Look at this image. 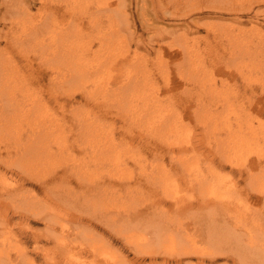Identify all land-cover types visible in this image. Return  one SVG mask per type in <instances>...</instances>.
<instances>
[{
  "label": "bare ground",
  "instance_id": "obj_1",
  "mask_svg": "<svg viewBox=\"0 0 264 264\" xmlns=\"http://www.w3.org/2000/svg\"><path fill=\"white\" fill-rule=\"evenodd\" d=\"M83 1H88V2H92L94 4H97V7H92V8L89 7V8H87V11L86 12H89V14H88V18H87V20L85 22L82 21V23H79V25H77L78 23H75L74 20L72 19L71 20V24L68 25L67 28H64L65 26H63L62 24L61 25L63 26L62 27L63 29L60 27V29L57 30L54 27L57 30V33L55 32L56 31L55 29L53 30L55 33L48 32V30L47 31H44V30L41 29L42 30L41 31V34H42L41 36L42 37L40 38V41L42 43L46 39H48L46 41L47 42L46 45H48L47 47H50V50H49V48L47 49V50H49V52L46 50V51H44L46 53L41 54L43 52L42 51L43 48H42L41 49L42 52H40V55H37L36 53L33 52V49L35 47H33V49H30L29 47H25L24 45H22V42L24 40H26V39H27V43H29L30 41H31V43L33 42L32 44H29V45H33V44H37L38 45V43L40 45V42L35 43V39H37L38 36L37 35L35 36L32 33L31 34L28 33V35L30 34L29 37L25 38L24 40L22 39L23 40L22 41V40L19 39L20 38L19 35L16 36V34H18V32H19V31L16 30L17 32L16 31H13V35L15 34V37H14L15 40L13 42L12 41H9L11 43L8 44L7 43V38L4 39V40H6L5 46L8 47V49H9V55L7 56V60H5L4 62H3L4 59L3 60L1 59L2 61L0 60V97H1L0 98V108H1L0 109V137H2V138L4 137L6 139V142H7V143H5V141H2V142H4L2 144V147H1V143L2 142L0 143V225L2 226V228H0V236L3 237V243L2 244L0 243V264H24V260H26V263L27 264H36V261H35L37 259L36 256H39L38 254H40V255L43 254V252L42 253L40 252L41 248L39 246H37V243H39L43 239H45L47 241L48 240L53 241L55 251L58 248L61 250L62 247H66V245L69 244L67 242V240H69V239H66V241L63 239L64 237L66 238V234H65V236L63 234V236H64L63 238H61V236H60V233H62L63 230H65V231L67 230V227L65 229V224L64 223H60L61 225H60L59 228H57L55 226V222H59V221H57V219H60V217H59L60 215L56 212V207L55 206L53 207V202H52V198H51V195H50L51 194V191H52V186H53L54 182L57 181L58 179H62V178H65L66 176H68V173H67L68 170H66V169H61L59 171H54L55 169L52 170L53 169L52 167H55V166H53L54 163H55V165L56 164H59V167H62L60 165V161H59L61 158H59V157H63V155L65 154L66 151L63 153V155L60 152L61 153L60 154L61 156H60L58 154L59 151L54 149L55 151H58L57 154L59 155V157H56L57 154L56 155L53 154V149L50 146V144H48L46 146H43L47 142V141L45 142L44 140L45 139L48 140L47 137L45 139H43L44 136H43V138H42V136H40V140L43 139V141L45 142L44 144H40V145H42L41 148L44 147L43 148V151L45 152V154L42 151H40V152L43 153V156L53 154L51 156H54L55 155L54 158L56 157V159H53V158H51V156L50 157L48 156V158L46 159L47 156L46 157H43L41 155L42 156V159L47 160V161L42 160L41 159V156L38 155V153H39L38 151L40 150L39 145H37L34 141L33 142L35 144H33L32 140H34V139L31 140V138L34 137L33 135H35L36 133H34L32 135V137H31V134L32 133L30 134V136H29L30 137V140H31V142H30V141H28L29 140L28 139L29 137L26 136L27 137L26 138V137H23L22 136V135H25L26 133L28 134L27 127L24 128V127L19 126L17 124V122H20L21 123L23 121L22 123L25 122L26 125H29L30 126L34 122V123L39 124L40 126L43 124L45 128H47V129L50 130V129H52V127L55 128V126H58L57 124H59L58 127H60V124L66 125V123L69 121L68 120L69 116L66 119L65 117H67V116L62 115V118L57 116V118H58L57 121L55 119L56 117L55 118L53 117V119H50V120L47 119L46 122H48L49 124H47L46 122L45 123H41L39 118L42 119L43 115L41 116L40 113H43L45 110L43 112H38L39 114L37 112L36 113L34 112V110L38 108L37 103H40L41 102V100H40L39 97H38L39 100H37L38 99L37 98V99H35V102H34L37 105V108L36 107L34 108L35 105L34 106L32 105L33 106L32 108H34L32 110V112L35 113L34 115L37 114L35 117H32L33 115L31 116L32 113L30 112L31 110H29L31 108L30 107H27V105L30 104L29 102L34 101L33 100L34 99V96H33V98H31L32 96H30L31 95L30 94L28 96L30 98H27V97H25L24 91L28 90V88H30V87H33L34 84H36V81H35L36 79H41V78L48 77V78H50L49 80H51V78H54V76H55L54 75V72H55V74H57L59 76L58 78L60 80V83H57V81L55 79H53V82H51V81L50 82L51 83H54V84L51 85L52 88L49 87L50 89H52L54 91L55 90H60V88H62V87H64V88L66 87V89H67V87L69 88L70 85H71V88H70V90H71L72 89V85H75V84L77 85L76 86L77 88L74 87V89H73V90L76 89L75 92H79L82 89V91H80L81 93L79 95H76V94L72 93L73 90L71 92L70 90L68 91L66 89L65 90L68 91V93L69 92H71V93L70 94H68V93L63 94L65 90H64V88H62L63 91H61V93L63 94V96L61 97V100H60L59 96L58 97L56 96L55 97V99H56L55 100V103L57 105H59L60 107L61 106L62 107L63 106H67V105L72 106V104L75 105L74 103H76L78 106L82 105V106L85 107V105H86L88 108H90V110L87 108L88 109V112H87L86 109L85 110L82 109L83 110L82 112H85L86 111L88 115L86 116V113H85V116L86 117L84 116L85 118H83L81 120H78L77 122L75 121L76 124H74L73 125V128H71L72 131H73V129H76V130H74V133H72L73 135L76 133L75 135L78 136V133H79L80 134V137L82 136L84 139L89 140L88 141L89 144H90V140H93V139L95 140V137L97 136V134L95 135V133H97L96 132V129H98V126H96V125H99L101 123V121H100L99 124L97 123L99 118L109 119V120H111V122L112 121H115L116 119H118L119 121L121 120V122L123 123L128 118L129 119H132V117L139 116L136 119L137 122H138V120H140L143 123H146L147 122L149 124V126L147 127V129H145L142 125H140L141 129L145 130V132H147L149 135L145 134L142 130L141 131H138L137 132L138 135H137V133L133 132V129H131L132 127H129V128H126V129H122V134L119 135V136H121L120 137V140L122 139V141H120V142L118 141V143H119L120 146L118 148H116V149L117 150L118 149H122V150L125 151V153L123 152V154L124 155L126 154V155H125V157H123V159H120V156H118L119 159H118L117 156L116 157L115 156L112 157L111 156L112 153L107 154L109 151H112L111 150L112 147H111V144L110 145L105 144L106 142L104 141V139H101V141L103 140V142H104L103 144L102 143H99L98 140H95L94 142L97 141L95 144L90 145V146H87L86 145L85 147H82V150H78V149H80V143L82 144V142H84V144L85 143L87 144V142H85L84 140L79 143V145L77 146V148H74V146L72 144L71 147L73 149H77L75 151L77 153V155H79V156L85 155V156H88L90 159L91 158L92 159L94 158L93 160L98 161L101 164H102V161L104 160L106 163L107 162L109 164L110 163H113L114 166L116 165L115 167H117V165L119 166V163H121L120 165H126L125 162H123L124 160L126 161V163H128L129 160H131L132 163L136 167H138V168H140V170H142L143 169L142 166L144 164V163H142V161H144V162L146 161L145 160V156L147 154L144 156L139 151L138 152H134V150L132 152L130 151V147L133 146L134 143L140 142L147 149H149L148 150L149 151L148 152L149 153L148 155H151L152 157L155 156V158H157V156H158L159 159L161 160V162H162V159L165 156H167L170 159V161L168 162L169 164H170V162L172 163L173 161H175L174 162V168L176 170L179 169V172H180L179 173L180 174L179 175V179H180V181L183 182V184H184V186H185V188L187 190H190L189 191L190 192V195L189 194H186V195H189V196H180L181 195L180 194L179 197H175L174 198V201L175 202H178L180 204L179 205V208L177 207L178 204H176L175 202L172 201L173 203L176 204V207H177V208H175V206H174V209H175L174 210L173 207H171L172 203L168 199V202H169L168 205L169 206L166 209H163V206L166 204V201H163L162 200L163 203H160L159 202V198H161V197L158 196L156 198V196L158 195V192L157 191L159 189L157 187L156 188L158 190L156 188H151L149 186L146 187V185L144 183L140 182V181H142V179L145 178V176H144L145 173H144V175H143L142 172H138L137 173V180H139V181L136 180L135 183H137V185L140 186V187L139 186L138 187L142 189L141 190L142 194H144V195L147 194L148 196H153L157 200L154 201V202H156L155 206L151 205L152 206V209L151 210H149L148 207H144V208H138L136 211H134V210L132 211V220H134V221H131V222H133V224H135V225H133L135 229L133 230L134 233H133L132 236L134 237V235H136V237H134V238H131L130 237L129 240H127L126 242L124 241V243L121 244V245H122L123 248H125L127 250H130L131 252L134 253V255H135V258L133 260L134 263H136V264H142V263L143 264H194V261H195L194 258H195L198 261L197 264H204L205 261H208L209 263H214V262L217 261V259L220 256H223L224 258H228L230 256V253H227V252H218L217 249L214 248V245L209 244V242H210V240L212 238V237L210 238V232H211V230H214V227L212 226L213 221L210 220L206 224H204V225H202L200 227L199 226V222L196 219L195 220L192 219L191 222L193 224H192V226L191 225L189 226V225H187L186 222H184L185 219L182 217L184 219L183 222H184V225H185V226H183V224H180V220L177 221L174 218V216H170L167 219V221L166 220H163V223H159V222L156 223L155 220H154V214H155L154 208L155 207L158 208L160 206L158 210H160L162 212L165 210L168 214L170 212H172V213L178 212V211H176L178 209H179V212L182 211L184 213L186 212V210L188 208H190V209L191 208H195L197 210H201V208L203 206L206 207V208H209V209L212 208V206H214V208L216 209V205H222V202H219L221 200H219V201H212L211 198L205 197V196H201L200 198H196L195 192L197 191V189H199L200 187L204 186V185H201L204 182H206V184H209L211 181H220V182L225 181L227 186H230V184H231L233 188L231 190H228V191L225 192L226 199L231 198L230 193H232V192L237 193L238 190H237L236 185L238 183V180L233 175L236 172V173H238L237 177H240L244 168H240L238 166V161L236 159H233V157L231 159L228 155H226L225 153H227V152H225V153L222 152V150H221L222 147L220 146V144L222 143V140L224 138H227V136H231L232 134L230 135V132H228V133L226 132L225 135H222L220 133H217L216 130L218 128H216V126L213 127L211 125L213 121L209 120V122H208V119H209L208 116L211 114V113H209L208 116L206 115L208 118L205 116V118L207 120L204 119V117H203V119L205 121L199 122V125L201 126V128H200L201 135H200L199 138L195 137V134H192V132L190 133V135H188V137L183 138V139L181 137H180L181 139H179V137L177 139L176 138L177 136L176 137H173V138L170 137L171 135H175V133L177 131H180V128H179L178 125H179V123H181V120L184 117V110H187L188 107L191 108L193 106H197L196 107L197 109L202 110L203 109V106H201L200 103L202 102L203 99L205 100V98L203 96H200L201 98H199V94L198 93H196V92H194V93L192 92L191 93L190 92V94H187V95L186 94L185 95L182 94L183 96H178L179 99L177 98L176 99L177 101H176L175 100V96L172 95V94H174L171 91L173 89H171V90L169 89L171 91V95L174 97V100L172 99V100H170L171 101L170 102V101H166L164 99L165 100L164 102L165 103L168 102V109L169 108H171V109H169V110L168 109L163 110L164 107H162V109L160 110V109H158V108L161 107V104H162V103H160L161 101L158 98L160 96H158L157 98H155V96H154L155 99L154 98H152V99L151 98H148L147 99V98H145V95H143L144 93L142 94V92H135L136 89L134 90V88L133 87L130 88V86H134L133 84L135 83V88L137 87L136 86V81L138 82L137 79H139V75H137V73L138 72L140 73L141 70L135 72L134 69H129V70L127 69L126 70V73L123 74L124 76L122 74H120L121 67L123 65H125V64L127 65L126 62L129 60V57H128L127 54H128V51H129L130 44L131 43H134L135 45L138 44L140 47H143L145 45L143 43V41H140V37L138 38L134 34V24H135L134 23V20H133L134 18H133V15L130 14V12L127 11L128 8H130V6L132 5L130 3L131 1L128 0L129 1V4H126L125 3L126 1L123 0L122 2H120L118 4L112 3V4H109L107 6H102V4H101V6H99L98 1H96V0H83ZM157 1H158L159 9L163 13L166 12V7L164 6V0H157ZM169 1H171V0H169ZM208 1H209L208 6H206V5L202 6L201 3H200L201 2L200 0H174V3H175L174 7H175V10H176L175 16L179 14V15L185 17V16L189 15L190 12L192 13V12H194L196 10H197V12L198 11H202V10H205V8L209 9V11L210 10L216 11V9H218V8H220V10H221V8H222V10L224 9V10H227V11H237V12H245V13H248V11H252L254 13L253 18L252 19H249L251 23H249L247 21H244L243 18H241V17L240 18L243 21H241L239 19H231V20H234L235 23L234 22L233 23L230 22L229 25H231V27H229V28L226 27V28H228L230 30V32H229L228 30H222V28H221L222 26L218 25V26H220V27H218L212 21L209 22V23H208V21H204L203 23H199V19L193 18V21L190 20V21L184 23V26L185 27L184 28L182 27L183 28V31L181 32V35H177V37L178 38H181V40H179L178 38H176L175 35L172 37L173 38L172 40L174 42L173 43V42H170V39L169 38H166V32H164V34L161 33V32H156V29L157 28L154 26V24H156V23L158 24L160 21L158 20V18H156L157 15H156L155 10H153L154 7H153V4H152V12H153L152 16L145 17V16H141V13H139V14H140L141 23L144 25V27H145L144 29H145V31L147 30V33H148L147 34V38H146V39H148V41H147V44L145 46L146 47H149L150 50H152V51L156 52V54L160 55L158 61H160L162 59V57H163V56H161V55H163L162 54V46H161V44H164V43L167 46H169V44L171 45V43L173 44V46H169L168 47V51H169L168 54L170 56H172L174 54L173 53V51H174L176 53V56H180L181 57L180 60H178V61L175 62V64H176L175 67L177 65L181 64L182 63V60H184L186 58L185 57V54L183 52H185L187 50V48H189L191 45H195V44H199L200 45V46L197 47L196 51H199L201 49V44L200 43H203L205 45V47H209L210 49H213L216 45L217 46L218 45H220V46L226 45V47H228L227 44H229L230 46H231V44H233L232 46H233V49H234V45H235L236 42H242V38H241V36H239V33H238L240 31L239 29L242 28V30H244L243 29L244 27L241 26V25H243V24H241V22H244V24H245V22H247L248 24H250L249 28H247V29L244 30L245 32H243V31H242L243 33L241 32V34L243 35L246 43L248 41L249 35L251 37H254L255 36V38H256L254 42H250V47H252L250 49L253 50V54H254L255 51L259 52V50H261L263 48L262 45H260L261 40L263 41V39L260 40V38H261L260 33L262 32L261 30L264 27V23L259 22V19H258V13H260L261 11H263V9H261L259 6L257 8H254L253 5H254V3H256V4H261L262 3L263 4L264 3V0H247V1L245 0L243 2L242 1H239V0H235L236 1L235 2L233 0L235 3H233L232 0L231 1L228 0V1H230V4L228 2H226V3L229 4V5L219 4V3H221L220 0H217V1L216 0H208ZM221 1H222V3L224 2V0H221ZM18 3L20 4L21 3V0ZM25 3H26V1L25 2L22 1V4L21 5L22 6H25L26 5ZM134 3H135V11H136V6H137V3H138L137 0H135ZM146 3H145V5H146ZM19 4H17V5H19ZM143 4H140V5L143 6ZM15 5H13V6H15ZM57 5H61V4H57ZM200 5L202 7L199 8ZM222 5H224L225 7L222 6ZM174 7H172V8H174ZM15 8L16 9L18 8L20 10V6L15 7ZM69 8H70V4L64 5L63 10L62 9L60 10V7L59 6H57V7L55 6V8L52 9V13H53V10L54 9H55L54 11H61L62 13H66L64 11H67V13H68V12H70L69 11ZM141 8H143V7H141ZM192 10H194V11H192ZM21 11H20V14H21ZM25 11H26V8H25ZM26 12L23 11V13H26ZM95 12L96 13L97 12H101V13L102 12H105L106 14L100 15L101 13L95 14ZM136 12H139V7L138 6H137V11ZM55 13H58V12H54V14ZM92 13H94V14H92ZM166 13L170 14L168 10H167ZM29 15H30V13H29ZM8 18H10V17H8ZM62 18H64V17H62ZM220 18L221 17H219L218 19H220ZM54 19H55V17H54ZM45 20H46L45 18H42L39 24L40 25L43 24V22ZM16 21H17V19H16ZM20 21H17V22H20ZM22 21H25V19L22 20ZM66 21L64 20V22H66ZM50 22H53V21H50ZM59 22L60 21H58V23ZM119 22H121L123 24L122 29L124 30V32H123L122 35H120V29H118ZM190 23L194 24L196 26V28H193L192 29V27L189 25ZM224 23H225V21H224ZM226 23L228 24L227 21H226ZM84 24H86L85 27H87L89 30L94 29L93 30V35H90L89 32L87 33L86 36H84V33L81 34L82 36L79 35V33H81V31H84V29L82 28L84 26ZM227 24H225V26ZM56 25H58V24H56ZM13 26H14V24H13ZM131 26H132L133 29H130ZM201 28H204L205 31H207V33L200 40V38L195 37V35H193V32L194 33L195 32H198ZM220 28H221V30H220ZM226 28H224V29H226ZM81 29H83V30H81ZM236 29L238 31H236ZM64 30H65V32H63ZM176 30H177V28H176ZM168 31H169V29H168ZM27 32H29V31H27ZM33 32H35V31H33ZM84 32H86V31H84ZM246 32H248V34ZM178 33H179V31H178ZM155 34H156V37L154 38ZM244 34H245V36H244ZM20 35H22V34L20 33ZM43 35H46V36H43ZM22 37H23V35H22ZM121 37H123V38L126 37V39L124 38L125 41L122 40L120 42V41L117 40L118 42H115L116 38L117 39H120ZM251 37H249V39ZM182 38H184L187 41L182 40ZM155 40H161V42L160 43L153 44L152 42L155 41ZM17 41L20 43V45H19V43ZM245 41L243 40V42H245ZM93 42H96V44H97L96 48H93V46L95 44ZM119 42H120V44H119L120 47H121V45H123V47H124L123 49H125L126 47H127V49H126L125 52L119 51L120 52L119 53L120 55L118 54V56H116L115 53H117V52H115L114 50L113 51H111V50L113 49V47L115 48V46ZM124 42H125V44H124ZM180 42H183V43H180ZM24 44H25V42H24ZM39 45H38V47H39ZM241 45H243V44H241ZM135 48H137V47H135ZM244 48H246V47L244 46ZM39 49H40V47H39ZM39 49H37V50H39ZM231 49H232V47H231ZM37 50H35V51L37 52ZM200 51L203 52V53L202 54L199 53L198 56L201 57V60L206 59L207 58L206 57L207 54H205V53L208 52V51L204 47ZM238 51H240V50L238 49ZM262 51H263V49H262ZM28 52H30V53H28ZM134 52L135 51H133L132 54ZM142 52L143 51H141V53ZM235 52H237V51H235ZM101 53H104L103 55H105V58L102 59V60H101V58H102L103 55ZM145 54H147V53L145 52ZM86 55H87V60L83 61V58L86 57ZM148 55H150V54H148ZM233 55H235V54H233ZM246 55L248 56V58L252 56V54L250 53V51H247V54ZM262 55L263 56L261 58L263 59L264 58V53ZM134 56L135 57L139 56V58H141V56L143 57L142 54H140V55L139 54L138 55L136 54ZM147 56H146V58L148 59L149 56L148 57ZM152 56L153 55H151V57ZM165 56H167V55H165ZM253 56L255 57V55H253ZM257 56H258V54H257ZM18 57H20L19 60L17 59ZM254 57H253V60L255 58H258L259 59L260 56L259 57H255V58ZM134 58L133 59L131 58V59L134 60ZM163 58H165V57H163ZM213 58H214V56L211 57L210 59L207 58L209 60V62H210V65H212V66L202 64L201 65L202 66L201 68H203V70H205L206 72L207 71L214 72V70H217V72L220 73V71H222V70L221 69L218 70L217 69L218 66L215 65L216 63L215 64L212 63L213 62L212 61ZM94 59L96 60V62L97 61L98 62L97 63H93L92 61H94ZM147 59H145V60H147ZM176 59H178V58H176ZM135 60H136V58H135ZM140 60L141 59H139V61ZM142 60H144V59H142ZM260 60L261 59H259V61ZM38 61L42 65L44 63H46L47 66H49L51 68V70L49 72H47V70L45 68H43L41 66H38V65H34V62H38ZM154 61H157V60H154ZM170 61H172V60L165 59V61H164L165 65H164V69H163V72H162V73H164V75H166V73L170 75L171 72L170 71L169 72H166V70L167 69L168 70L173 69L172 67H170L171 65H168ZM248 61H249V59H248ZM89 62L92 63L93 65L91 66ZM141 62L142 61H140V64H141ZM146 62H148V61H146ZM225 62H227V61H225ZM2 63H7L8 64L9 71H7L8 68L5 69V67H1L2 66ZM101 63H103L102 66H101ZM98 64H100V65H98ZM143 64H145V62H143ZM143 64H141V66ZM146 64H149V62L146 63ZM263 64H264V62H263ZM62 66H64L66 69H65V72L62 71L61 72L62 74H60V72L58 73V69L62 68ZM136 66H135V68H136ZM152 66H155V65H152ZM179 66L181 67L182 65H179ZM138 67H140V66H138ZM145 67L143 69H146ZM263 67H264V65H263ZM101 68L105 72V74H103V75H106V78H109V79H107V82L108 83L106 82V84L108 85V84H112V82H115L116 87L118 89L117 88L106 89L107 88V85L106 86L104 85V87H106V88L103 91V85H102L103 82L101 80H94L97 77L96 76L97 73L99 74V72L101 71ZM150 68L152 69V67H149L148 69H150ZM234 68H237L238 69L237 66L236 67L234 66ZM232 69H233V66H232ZM133 70H134V72H132ZM136 70H138V69H136ZM156 70L157 71H160L158 68ZM248 70H250V69H248ZM121 71L123 72V70H121ZM174 72H176V71H174ZM229 72H231V70ZM240 73H242V72H240ZM262 73H264V70H263V72L260 73L261 75H264ZM142 74H141V76H142ZM144 74H147V73H144ZM152 74H153V72H152ZM100 75H101V73H100ZM103 75H102V77H103ZM147 75L149 76V72H148ZM153 76H155V75L153 74ZM151 77H149V78H151ZM231 77H232V75H231ZM103 78H105V76ZM97 79H99V75H98V78ZM163 80L165 81L164 78H163ZM116 81H118V83H116ZM132 81H133V84H132ZM146 81H147V83L150 82V83H148V85H150V88H154L155 87L151 83L150 80H146ZM152 81H153V78H152ZM184 81H185V79H184ZM262 81H263L262 84H260L261 85V88L259 89V96L263 99L264 98V80H262ZM55 82L57 84H59V85L55 84ZM170 82L171 81L166 82V83H168L166 86L169 87V84L171 85ZM143 83L144 82H142V84ZM147 83L145 82L144 84L146 85ZM249 84H250V82H249ZM55 85H57L56 86V89H54ZM79 85L81 86L80 88H78ZM124 87H125V89H124ZM108 88H109V86H108ZM122 88L124 90H126V91H133L130 94H128L127 97H125L126 99L124 98L129 104H126V107L125 108H124V106H120L121 109H122V107H123V109H126V112L128 114H126L125 111H124V113L117 112L118 110H121L119 108L116 111V113H114L113 111H111L110 108L109 109L107 108V110H104V109H106L104 107V105H103L104 109H102L103 108L102 107V103L104 101V99L102 98V94H107L108 93L107 95H109V94L114 95V98L113 97H110V98H113L115 100L116 99L115 94L118 95L117 96V98H118L119 97V94L118 93H120V90ZM138 88H139V86H138ZM216 88L217 87H215V89ZM31 89H33V88H30V90ZM145 89H147V88H145ZM155 89H153V90L155 91ZM181 89L182 88L180 87V90ZM215 89H212V90H215ZM90 90H96L97 93L96 92L93 93ZM210 90H211V88H210ZM88 91H90V92H88ZM117 91H118V93H117ZM182 91L183 90H181V93H184ZM252 91L253 92H256L257 90L253 88ZM26 92H28V91H26ZM30 92L31 91H29V93ZM50 92H52V91H50ZM242 92H244V91H242ZM55 93H56V91H55ZM61 93H59V94H61ZM84 93H88L89 95L88 96H85ZM27 95H28V93H27ZM177 95L178 94L176 93V96ZM77 96H78V98H77ZM109 96H107L108 97L107 100L110 99ZM104 97H105V95H104ZM211 97H212V95H211ZM27 99H29V102H28ZM232 99L233 98H231V100ZM119 100L120 99H118V101ZM36 101H37V103H36ZM120 101L117 102V103L121 104L122 101L121 102ZM105 102H104L105 105L109 103L106 100H105ZM113 102L114 101L112 100L111 101V105L115 104ZM178 103L183 106V108L181 109V112H179V113H178V110L176 109L178 106L175 105V104H178ZM40 105L42 106V103L39 104V106ZM109 105H110V103H109ZM109 105H108V107H109ZM111 105H110V107L113 108V106H111ZM44 106H45V104H44ZM44 106H42V107H44ZM259 106H260V104H259ZM73 107L75 108V106H72V109H73ZM118 107H119V105H118ZM172 107L177 110L176 113H178V114H175L174 109ZM156 108L158 110H155ZM196 108H194L195 109V112L198 111ZM72 109H71V113L75 110V109H73V110ZM76 109H78V108H76ZM101 109L104 110L105 112L103 111V113H102L101 112L102 111ZM116 109H117V107H116ZM113 110H114V108H113ZM219 110L217 109L216 110L217 112L215 110L214 111L216 113H219L220 114V112H218ZM241 110H244V109L241 108ZM260 110H261V107H259L258 108V111H256L255 113L256 114H260ZM262 111H264V99H263V105H262L261 112ZM45 112H47V111H45ZM45 112L43 113L44 114V117H45ZM99 112H101V113H99ZM160 112H162V113L160 114ZM195 112H194V114H195ZM209 112H211V111H209ZM80 113H81V110H80ZM221 114H220V117L222 116ZM38 115L41 116V117H39ZM48 115H50V116L49 117L47 115L46 116L48 118H50L51 115H54V114H49L48 113ZM129 115H130V117H129ZM211 115H212V118H214L215 115L213 116V113ZM223 115H226V113L223 114ZM239 115H241V114H239ZM72 116H73V114H72ZM170 117L172 118L173 122H170ZM220 117H218V118L219 119H222ZM32 118H33L34 121L31 120ZM212 118H210V119H212ZM54 119H55V121H54ZM251 119H252V117H251ZM157 122H159V123L156 125ZM257 123H258V126L256 125L255 128H256V130H259V132L257 131L258 133L256 132L259 135V137L253 136V137H255L253 139H255L257 141L256 144H259V143L263 144V145H259V146H261L262 150L264 151V136L261 135L260 128H259V126L260 127H264V121H262V122L261 121H257ZM110 124L111 125H109V126H112L115 123H110ZM248 125H249V123H248ZM67 126H62L61 128H59L60 131H61V133L58 134V135H60L63 138V139H60V141L62 140V142H64V138L66 137L65 134H67L65 132L67 130L64 131V129H67L66 128ZM102 126H104V125H102ZM105 126H106V124H105ZM122 126L123 125H121L120 127L123 128ZM250 126H251V130L252 129L254 130V128H252L253 126L252 125H250ZM63 127H64V129H62ZM69 127H72L71 124H70ZM69 127H68V129H69ZM240 127H242V126H240ZM56 129L57 128L52 129L51 131L54 132V130H55V133H57L56 132ZM59 129H57L58 132H59ZM71 129H70V131H71ZM105 129H106V127H105ZM28 130H31V129L28 128ZM38 130H40V129H38ZM62 130L65 132V134H63L64 132H62ZM83 130L85 131V133L82 132ZM112 130L115 131L114 129H112ZM150 130L153 131L154 133L153 132H150ZM240 130H241V128H240ZM42 131H44V130H42ZM104 131L105 130H103V133H104ZM109 131L110 130H108V132H106V136H107V133L109 135ZM113 131H111L110 136L113 135V134H115ZM158 131H163L164 136L167 135V137L165 136L166 137L165 139L163 138L164 140H162V142L160 143V145L156 143L157 141L156 142H153L152 140H154V139H150V137L151 138L156 137ZM252 131H250V132H252ZM61 134H63L64 137ZM88 134H90V135H88ZM236 134L237 133H235V135ZM246 134H247V132H246ZM51 135H49V136H51ZM56 135H55V137H54V135H52L54 137L53 139L56 138L55 140H57V136H58V135L57 136ZM91 135H93L92 136L93 138L92 137L91 138L89 137ZM94 135H95V137H94ZM37 136L35 138L36 140H37ZM60 136L58 137V139L60 138ZM77 136H70V138L73 137V139H75L74 140V142H75V141H78L76 139ZM98 137H100V136H98ZM162 137L163 136H161V138ZM196 138L198 139V141L196 140ZM234 138H236V137H234ZM246 138H247V136H246ZM8 139H10V140H8ZM38 139H39V136H38ZM65 139H67V138H65ZM96 139H98V138H96ZM157 139H159V138L157 137ZM23 140L24 141L27 140V141L24 142V143L23 142L21 143V141H23ZM72 140L70 142L71 143H74ZM105 140H107V139H105ZM232 140H233V138H232ZM238 140H240V139H238ZM60 141H57V142H60ZM111 141H113V140H111ZM115 141H116V138H115ZM115 141H113V142H115ZM205 141L208 144V146H206V145L204 146V144H201V143H204ZM116 142H115V144H116ZM234 142H237V141L236 140L235 141H229L228 145L230 146V144H232ZM238 142H240V141H238ZM40 143H41V141H40ZM76 143L77 142H75V144ZM92 143H93V141H92ZM226 143L227 142H225V144ZM242 143H244V142H242ZM242 143H240V144H242ZM59 144L60 143H58V145ZM65 144H68V141L67 142L65 141ZM228 145L227 144L224 145L223 148H225V146H228ZM232 145H234V144H232ZM236 145H234V148H235ZM61 148H62V145H61ZM232 148H233V146H232ZM147 149H146V152H147ZM225 149H227V147ZM239 149H240V145H239ZM228 150L230 151L231 149H228ZM255 150H256V148H255ZM63 151H64V149H63ZM136 151H137V149H136ZM3 152H4V154H3ZM235 152H237V151H235V149H234V150L231 151V153L228 152L227 154L230 153V155H233V153H235ZM67 153L68 152H66V154ZM118 154L120 155V153H118ZM208 154H210V157H208ZM251 154H249V155H251ZM67 155L69 156L70 154H67ZM67 155H66V157H67ZM121 155H122V152H121ZM72 156H74L73 157V159H74L75 158V155H72ZM110 156H111L112 159L109 158ZM107 158H109V160H107ZM5 159H6L5 163L7 162L8 159H11V160H8V161H13L14 160V163L12 162L13 165L12 166H11V164L10 165H6V164H9V163H6L5 164L4 162L1 164V162L3 160H5ZM48 159H50L52 162L49 161ZM79 159H78V162H77V160H76V162L80 164V162H81L82 159L81 160H79ZM53 160H55L56 162L55 161L53 162ZM153 160H155V159H153ZM61 161L63 162V160H61ZM165 161H167V159ZM50 162L53 163V164L51 165ZM62 162H61V164H62ZM82 162H84V161H82ZM85 162H87V161L85 160ZM161 162H158L157 164L158 165H162L163 163H161ZM132 163H131V165H132ZM247 163H248L247 166H245V169H246L245 170V173L247 174L246 175V178L249 177L250 180H253L254 183H255V179H258L257 176H261L260 173H262L261 171L264 170V161H262L261 156H260V153H259L257 155V158L255 160H253V161L250 158H247ZM79 164H78V168H79ZM88 164H86V165H88ZM101 164H100V166H101ZM157 164H154L155 165V169H157V171L160 172L163 166L162 167H159ZM225 164H228L227 166L231 167L232 169H233V166L234 167L236 166V167H235L234 170L230 169V171L228 170L226 172H223L224 168L226 167ZM62 165H64V164H62ZM67 165H69L68 164V161H67ZM91 165H90V167H91ZM144 166H145V164H144ZM164 166H165V162H164ZM169 166L168 167L166 166V168H168L167 171L169 170ZM59 167H58V169H59ZM75 167L77 168V166H75ZM158 167L161 168V169H159ZM174 168H173V170H174ZM89 169H91V168H88V170ZM146 169H147V167H146ZM171 169H172V165H171ZM143 170L145 171V169H143ZM153 170H154V167L152 166V173L150 175L154 174L153 173L154 172ZM75 171L77 172V169ZM81 171H83V169ZM72 172H73V169H72ZM76 172H73V173H76ZM79 172H77L78 175H79ZM113 172H114L113 174L116 173L115 171H113ZM163 172H165V170ZM39 173H41V174H39ZM105 173H107V172H105ZM108 173H109V176L112 175V174L110 175V172H108ZM148 173H150V172L148 171ZM81 174H83V173H81ZM102 174H103V172H102ZM131 174H132V171L125 177V180L126 181L128 179L130 180V175ZM229 174H231L232 176L229 175ZM116 175H117V173H116ZM69 176H70V174H69ZM114 176L115 175H113V177ZM120 176H122V175L120 174ZM124 176H122V177H124ZM160 176H161V174H160ZM162 176H164V174H162ZM173 176L176 177L175 175H173ZM131 177H134V175H131ZM71 178H74V177H71ZM115 178H117V177H115ZM120 179H123V178L120 177ZM131 179L133 180V178H131ZM78 180H81V179L78 178ZM89 180H91V179H89ZM118 180H119V176H118ZM258 180H260L261 183L259 185H257L256 188H255V190H253V191H256L257 198H259L261 201H264V176H261V178L258 179ZM90 182H92V181H90ZM168 182L170 183V185L173 182V179H172V177L170 175H166L165 179L163 180V183H168ZM177 182H178V179H177ZM71 183L73 184V182H71ZM83 183H84V181H83ZM103 183L104 184L102 185V187H105V186H113L112 185V182L111 181H108V180L107 181H104ZM174 183H176V182H174ZM64 184H65V181H64ZM77 184H79V183H77ZM80 184H82V183H80ZM67 185H66V187H67ZM89 185H90V183H89ZM87 186L84 183L83 186L82 185H79V186L76 187L77 190H78V192H80V194H82L86 198V200H82L81 201L82 202V205L79 206V208H83V210H85V209L87 210L88 208H91V205H89V203L98 206L97 204L94 203L95 202L94 200L99 196V193H94L95 194V197L94 196H90L89 192H90L91 189L90 188H87ZM171 186H174V185H171ZM30 187H37L40 191L42 190L43 191V196L42 197H38V196L34 195V193H33L34 191H33V189H30ZM63 188H64V186L62 187V189ZM131 188H132V186H131ZM105 189H104V191H105ZM99 190H101V189H99ZM128 190H130V189H128ZM176 190H177V187H176ZM31 191H33V192H31ZM65 191L66 190H64L63 195L66 194ZM160 191L162 193V189ZM183 191L186 193V190H183ZM98 192H100V191H98ZM106 192H107V190H106ZM165 193H166V190H165ZM169 193H172V191H170ZM173 194L174 193H172V195ZM169 196L171 197L170 194H169ZM59 197L60 196H58V198ZM61 197H64V196H61ZM66 198L65 199L63 198V199L66 200ZM134 198L135 197H133V199ZM186 198H187V200L188 199H192V201L189 200L190 202H188L187 205H186V201H187ZM201 198H202V200H201V202H199L197 199H201ZM195 200H196V203L193 204ZM10 201H12V203H10ZM131 201L132 200L130 199V202L129 203H132ZM55 202H57V201H55ZM60 202H61V200H60ZM63 202L64 201L62 200V203ZM104 202H106V200ZM104 202L98 203L99 204V207H101V209L103 207L102 204ZM110 202H106V204H108ZM129 203H127V205H129ZM120 204H121V202H120ZM61 206L64 207V204H62ZM121 206H123V205H119V211H121L120 210V207ZM123 207L121 208L122 210L124 209ZM10 208H11L12 211H10ZM113 208H115V207L113 206ZM113 208H111V209H113ZM182 208H184V210H181ZM57 209H58V207H57ZM133 209H134V207H133ZM8 210L11 213H8ZM62 210H64V209H62ZM88 210H90V209H88ZM116 210H117V208H116ZM197 210H195V214H197V212H198ZM103 212L104 211H102V213H101V210H100V213L101 214H103ZM126 212H127V210H125V213ZM129 212H131V211H129ZM182 212H180V213H182ZM88 213L89 212H87V216H88ZM219 213H223V212L222 211H219ZM128 214L130 215L131 213H128ZM168 214H167V216H169ZM64 215H65V218H66L67 212L65 210H64ZM103 215H105V214H103ZM120 215H118V218L121 219V221H124V220H122L123 219V215L122 216H120ZM213 215H214V212L211 210V216H213ZM14 216H17V219L20 218V220L21 219L22 220H25L27 223L29 221H32V220L33 221L35 220V222L36 221H39V220H42V222L45 223V225H44V231L39 230V229H36V230L35 229H31L27 224L25 225V223H23L22 224L23 226H22L21 225V222H20V225L17 227L18 230L17 231L16 230L14 231V229H13L14 227L11 228L9 226V225H11L13 223L12 222L13 221L12 219H13ZM82 216L83 215H78L76 217L75 222H74L75 225H78V226H80L82 228H88L92 232H97L98 231V229H97V226L98 225L96 223L93 224L89 220V217H88V219H83ZM97 217L98 216H96V218ZM127 217H129V216L127 215ZM54 218H55V220H53ZM93 218H95V216H93ZM93 218H91V219H93ZM99 219H100V217H99ZM126 220H128V219H126ZM95 221H93V222H95ZM201 221H202V219H201ZM96 222L97 223L98 222H101V220L100 221H96ZM124 222H125L124 224L126 226V221H124ZM107 223H110V222H105V223L104 222H101L100 223V226L101 227H104ZM121 223L119 222L118 224L121 225ZM155 223L157 225H153ZM114 224L116 225V223H114ZM114 224L112 223V225H114ZM107 225H108V227H110L109 224H107ZM225 225L228 226L227 221L225 222ZM115 227H117V226H115ZM118 227L121 228L120 226H118ZM152 227L156 231L155 234H154V232L152 230ZM113 229H115V228H113ZM202 231H205L207 233V235H206L207 240H205L204 237H199L198 236L197 232L202 233ZM77 232H78V234H80L79 231H77ZM77 232H76V234H77ZM88 234H90L89 231H88ZM160 234H161V236H160ZM178 234L182 235L184 240L178 238ZM67 235H69V234H67ZM149 235H152V237H150ZM101 236H103V235H101ZM10 238H11V240H10ZM21 238L25 239L26 242L29 241V242L32 243L31 250H28L26 252L24 249H22V248H24L23 246L20 247V244L18 246H17V244H15V248H14L13 245H11L12 241L15 242V240H20ZM151 238L153 240V243L151 241ZM161 241H162L163 244H160L159 245V243H161ZM71 244H69L70 246L69 245L68 246L71 247ZM109 244H110V247L113 246L112 245V242L109 243ZM114 247H115V249L116 248L119 249L118 248L119 246L118 247L114 246ZM72 249H74V248H72ZM74 250L76 251L77 249H74ZM12 251H14L13 254H12ZM42 251H44V250H42ZM75 251L74 252H71L72 257H76ZM67 252L68 251H66L65 253L67 254ZM263 252H264V247H263ZM145 255L146 256H149V259H148L147 262H145L144 259H143L145 257ZM24 256H29V257H27L25 259ZM157 259H158V261H157ZM70 262H71V259H70L69 255H68V258H66V257L63 256V253H61L60 255H58V257H50V258H46L45 255H42V257L40 258V262L38 264H69ZM80 262H82V261H80ZM71 264H80V263H78V262L77 263H74L73 262Z\"/></svg>",
  "mask_w": 264,
  "mask_h": 264
},
{
  "label": "rangeland",
  "instance_id": "obj_2",
  "mask_svg": "<svg viewBox=\"0 0 264 264\" xmlns=\"http://www.w3.org/2000/svg\"><path fill=\"white\" fill-rule=\"evenodd\" d=\"M20 0H0V60L2 59H4L3 60V62L5 61V60H7V56L9 55V49H8V47H6L5 46V43H6V40H4L5 38H7V43L8 44H10L11 42H9V41H14L15 39H14V37H15V34L13 35V31H19L18 32V34H16V36H18L19 35V39L20 40H24L25 38H27V37H29V35L32 33V34H34L35 36L37 35L38 36V38L37 39H35V43H38V42H40V45H39V43H38V45H39V47H40V49H39V47H38V45L37 44H33V45H29V44H32L31 43V41L29 42V43H27V39L26 40H22L23 42H22V45H24L25 47H29L30 49H33V47H35L34 49H33V52L34 53H36L37 55H40V52H42L41 54H43V53H46V52H44V51H46L48 48H49V50H50V47H47L48 45H46V41L48 40V39H46L44 42H42L41 43V41H40V38L42 37L41 35V31L42 30H44V31H47L48 30V32H52V33H57V30L58 29H60V27L62 28L63 26H65L64 28H67L68 27V25H70L71 24V20L73 19L74 20V22L75 23H78L77 25H79V23H82V21L83 22H85L86 20H87V18H88V14H89V12H86L87 11V8H92V7H97V4H94V3H92V2H88V1H83V0H21V3L19 4L18 2H19ZM22 1L23 2H25L26 1V7L25 6H22L21 4H22ZM67 1V2H66ZM96 1H98V3H99V6H101V4H102V6H107V5H109V4H112V3H115V4H118V3H120V2H122L123 0H96ZM126 1V2H125ZM124 2L126 3V4H129V1L128 0H125ZM131 2V6H130V8H128V12H130V14H132L133 15V20H134V34L139 38L140 37V41H143V43L146 45L147 44V41H148V39H146L147 38V30L145 31V27H144V25L141 23V20H140V14L139 13H141V16H145V17H149V16H152V14H153V12H152V4H153V10H155V12H156V18H158V20L160 21L158 24L156 23V24H154V26L157 28L156 29V32H161V33H163L164 34V32H166V38H169L170 39V42H173V36L175 35L176 36V38H178L177 37V35H181V32L183 31V28L185 27L184 26V23L185 22H188V21H193V18H196V19H199V23H203L204 21H208V23L209 22H213V23H215V25H220V26H222L221 28H222V30H228L229 32H230V30L228 29L229 27H231V25H229L230 24V22L231 23H235V21L234 20H231V19H239V20H241V21H247V22H249V23H251L250 22V20L249 19H252L253 18V15H254V13L252 12V11H248V13H245V12H237V11H227V10H222V8H221V10H220V8H218V9H216V11H213V10H210L209 11V9H207V8H205V10H202V11H198L197 12V10L196 11H194V10H192V11H194V12H190V14L189 15H187V16H185V17H183V16H181V15H176L175 16V12H176V10H175V7H174V5H175V3H174V0H171V1H169V0H164V6L166 7V12H167V10L169 11V13L170 14H168V13H166V12H162L160 9H159V5H158V1L157 0H137V6L139 7V12H136L137 11V6H136V11H135V0H130ZM173 1V2H172ZM201 2V5L202 6H204V5H206V6H208V4H209V1L208 0H200ZM217 1V0H216ZM231 1V0H230ZM230 1H228V0H224V2L222 3V1L220 0V2L221 3H219V4H224V5H229L230 4ZM233 1V0H232ZM235 1V0H234ZM233 1V3H235ZM239 1H245V0H239ZM247 1V0H246ZM141 2V3H140ZM147 2V3H146ZM168 2V3H167ZM171 2V3H170ZM219 2V1H218ZM226 2H228L229 4H227ZM144 3V4H143ZM145 3H146V5H145ZM16 4V5H15ZM17 4H19V5H17ZM57 4H61V5H57ZM67 4H70V8H69V11L70 12H68L67 13V11H64V12H66V13H62L61 11H54L53 10V13H52V9L53 8H55V6L57 7V6H59L60 7V10L62 9L63 10V8H64V5H67ZM140 4H143V6L142 5H140ZM173 4V5H172ZM13 5H15V6H13ZM24 5V4H23ZM145 5V6H144ZM199 5V4H198ZM199 6V8L200 7H202V6ZM224 5H222V6H224ZM10 6V7H9ZM18 6H20V10L17 8H15V7H18ZM22 6V7H21ZM151 6V7H150ZM254 8H257L258 6L261 8V9H263V11H261L260 13H258V19H259V22H262V23H264V3L262 4H256V3H254ZM42 7V8H41ZM141 7H143V8H141ZM172 7H174V8H172ZM225 7V6H224ZM13 8V9H12ZM25 8H26V11H25ZM12 9V10H11ZM149 9V10H148ZM15 10V11H14ZM22 10V11H21ZM141 10V11H140ZM251 10V9H250ZM12 11V12H11ZM14 11V12H13ZM19 11V12H18ZM20 11H21V14H20ZM23 11L24 12H26V13H23ZM29 11V12H28ZM143 11V12H142ZM220 11V12H219ZM54 12H58V13H55L54 14ZM23 13V14H22ZM28 13V14H27ZM29 13H30V15H29ZM98 13H101V12H95V14H98ZM108 13V12H107ZM172 13V14H171ZM25 14V15H24ZM62 16V17H64V18H62L60 15ZM66 14V15H65ZM92 14H94V13H92ZM102 14H106L105 12H102L100 15H102ZM174 15V16H173ZM242 15V16H241ZM16 16V17H15ZM32 16V17H31ZM221 17L220 19H218L219 17ZM249 16V17H248ZM8 17H10V18H8ZM29 19H28V18ZM34 17V18H33ZM54 17H55V19H54ZM66 17V18H65ZM231 17V18H230ZM243 18V20L241 19V18ZM42 18H45L46 20L43 22V24H39L40 23V21H41V19ZM59 18V19H58ZM103 18V17H102ZM16 19H17V21H20V22H17L16 21ZM25 19V21H22V20H24ZM51 19V20H50ZM53 19V20H52ZM66 21V22H64V20ZM195 19V20H196ZM217 19V20H216ZM229 19V20H228ZM70 20V21H69ZM50 21H53V22H50ZM58 21H60L59 23H58ZM222 21V22H221ZM224 21H225V23H224ZM226 21L228 22V24L226 23ZM247 22H245V24H244V22H241V24H243V25H241L242 27H244L243 29L245 30V29H247V28H249V26H250V24H248ZM182 23V24H181ZM10 24V25H9ZM13 24H14V26H13ZM56 24H58V25H56ZM63 26H62V25ZM181 24V25H180ZM225 24H227L226 26H225ZM85 25L86 24H84V26L82 27L83 29H84V31H86V32H84V31H81V33H79V35H81V34H83L84 33V36H86L87 35V33L89 32V34L90 35H93V30L94 29H92V30H89L87 27H85ZM191 27H192V29L193 28H196V26L194 25V24H192V23H190L189 24ZM214 25V26H215ZM59 28H58V27ZM180 26V27H179ZM201 26V25H200ZM216 26V27H217ZM220 26H218V27H220ZM225 26V27H224ZM47 29H46V28ZM57 29H55V28ZM72 27V26H71ZM122 27H123V24L121 23V22H119V24H118V29H120V35H122L123 34V32H124V30L122 29ZM183 27V28H182ZM226 27H228V28H226ZM13 28V29H12ZM15 28V29H14ZM40 28V29H39ZM159 28V29H158ZM176 28H177V30H176ZM221 28H220V30H221ZM224 28H226V29H224ZM42 29V30H41ZM56 30L55 32L53 31V30ZM63 29V28H62ZM69 29V28H68ZM83 29H81V30H83ZM130 29H133L132 28V26H131V28ZM168 29H169V31H168ZM21 30V31H20ZM25 30V31H24ZM35 31V32H33V31ZM51 30V31H50ZM67 30V29H66ZM240 31L238 32L239 33V36H241V38H242V42H236L235 43V45H234V49H233V44H231V46L229 45V44H227V46L228 47H226V45H224V46H220V45H216L213 49H210L209 47H205V45L203 44V43H200L201 44V49L204 47L208 52H206L205 54H207V58H211V57H213L214 56V58H213V62L212 63H216L215 65H217L218 67H217V69L218 70H222V71H220V73H218L217 72V70H214V72H211V71H205V70H203V68H201L202 66V64H205V65H210V62H209V60L206 58V59H203V60H201V57L200 56H198V54L199 53H203V52H201L200 50L199 51H196V49H197V47L198 46H200L199 44H195V45H191L189 48H187V50L185 51V52H183L184 54H185V59L184 60H182V63L181 64H179V65H182L181 67L179 66V65H177L176 67H175V62L176 61H178V60H180L181 59V57L180 56H176V53L173 51V57L172 56H170L168 53H169V51H168V47L169 46H173V44L171 43V45L169 44V46H167L165 43V45L164 44H161V46H162V54L163 55H161V56H163V57H165V58H163L162 57V59L160 60V61H158L159 60V56L160 55H158V54H156V52H154V51H152V50H150V48L149 47H146L145 45L143 46V47H140L138 44H134V43H131L130 44V46H129V51H128V57H129V62L127 61L126 63H127V65L125 64V65H123L122 67H121V70H123V72L120 70V74H125L126 73V70L128 69H134L135 70V72H137V71H139V70H141L140 71V73L138 72L137 73V75H139V79H137L138 80V82L136 81V88H135V83L133 84V81H132V84L134 85V86H130V88L131 87H133L134 88V90L136 89V91L135 92H142V94L143 95H145V98H154V96H155V98H157L158 96H160V97H158L159 98V100L161 101L160 103H162L161 104V107L160 108H158V109H162V107H164V109L163 110H166V109H168V102H164L165 100L166 101H170V100H174V97L173 96H175V100L178 98L179 99V97L178 96H183V95H187V94H190V92L192 93H194V92H196V93H198L199 94V98H201L200 96H203L204 98H205V100L203 99L202 100V102L200 103L201 104V106H203V109L202 110H200V109H197L196 107L197 106H193L194 108H196L198 111L197 112H195V109L193 108V107H191V108H189L188 107V109L187 110H184V117H183V119L181 120V123H179V128H180V131H177L176 133H175V135H171L170 137H176L177 139H178V137H179V139H183V138H186V137H188V135H190V133L192 132V134H195V137H197V138H199L200 137V135H201V132H200V128H201V126L199 125V122H202V121H205L204 119H206L205 118V116L207 115H209V113H213V116L215 115H217L216 117L214 116V118H212V115L210 116H208L209 117V119H208V122H209V120H211V121H213L212 122V126L214 127V126H216V128H218L217 130H216V132L217 133H220V134H222V135H225L226 134V132L228 133V132H230V135L231 136H227V138H224L223 140H222V143L220 144V146L222 147L221 148V150H222V152H230L231 153V151L232 150H234L235 149V151H239L238 153L237 152H235V153H233V155H230V153L229 154H227V153H225L226 155H228L231 159H232V157H233V159H236L237 161H238V166L240 167V168H244L243 169V171H242V174H241V176L240 177H237V175H238V173H236L235 172V174L233 175L237 180H238V183H237V185H236V187H237V190H238V192L237 193H235V192H232V193H230V195H231V198H229V199H226V196H225V192L226 191H228V190H231L233 187H232V185L230 184V186H227L226 185V182L225 181H223V182H220V181H211L209 184H206V182H204L203 184H201V185H204V186H202V187H200L199 189H197V191L195 192V194H196V198H200L201 196H205V197H209V198H211L212 199V201H219V200H221V201H219V202H222V205H216V209L214 208V206H212V208L214 209H212V208H206V207H202L201 208V210H197V209H195V208H188L187 210H186V212L184 213V212H182V211H180V212H182V213H180L179 212V209L178 210H176V211H178V212H174V213H172V212H170L169 214L164 210L163 212L162 211H160V210H158L159 209V207L158 208H154V210H155V214H154V220H155V222L157 223V222H159V223H163V220H166L167 221V219L170 217V216H174V218L177 220V221H179L180 220V224H183V226H185L184 225V222H186L187 223V225H191L192 226V219L193 220H197L198 222H199V226L201 227L202 225H204V224H206L208 221H213V223H212V226L214 227V230H211V232H210V238H211V240H210V242H209V244H211V245H214V248L215 249H217V251L218 252H227V253H230V256L228 257V258H224L223 256H220L218 259H217V261L216 262H214V263H209L208 261H205V263L204 264H264V252H263V247H264V201H261L259 198H257V194H256V191H253V190H255V188H256V186L257 185H259L260 183H261V181L260 180H258V179H260L261 178V176H264V170H262L261 172L262 173H260V175L261 176H257L258 177V179H255V183H254V181L253 180H250V178L249 177H247L246 178V173H245V166H247V158H250L252 161L253 160H255L256 158H257V155L260 153V156H261V159H262V161H264V151L262 150V148H261V146H259V145H263V144H261V143H259V144H256L257 143V141L255 140V139H253V138H255V137H259V135L257 134L258 132H259V130H256V125L258 126V123H257V121H264V111H262L261 112V110H262V105H263V99L259 96V89L261 88V85L260 84H262V80H264V75H261L260 73L261 72H263V62H264V58L262 59L261 57L263 56L262 54L264 53V27L262 28V32L260 33V36H261V38H260V40L261 39H263V41L261 40V42H260V45H262V49H263V51H262V49L261 50H259V52H257V51H255L254 52V54H253V50H251L250 48H252V47H250V42H254L255 41V36L254 37H251L250 35H249V37H251L250 39H249V37H248V41H247V43H246V41H245V39H244V37H243V35L241 34V32L243 31V32H245L244 30H242V28L241 29H239ZM16 31V32H17ZM27 31H29V32H27ZM39 31V32H38ZM173 31V32H172ZM178 31H179V33H178ZM236 31H238L237 29H236ZM24 34H23V33ZM63 32H65V30L63 31ZM242 32V33H243ZM6 33V34H5ZM20 33L23 35V37H22V35H20ZM28 33H30L29 35H28ZM37 33V34H36ZM39 33V34H38ZM86 33V34H85ZM206 33H207V31H205V29L204 28H201L198 32H193V35H195V37H198V38H200V40H201V38H203L205 35H206ZM247 34H248V32H246ZM140 34V35H139ZM157 34V33H156ZM156 34H155V36H154V38L156 37ZM172 34V35H171ZM13 35V36H12ZM25 35V36H24ZM192 35V34H191ZM6 36V37H5ZM43 36H46V35H43ZM82 36V35H81ZM244 36H245V34H244ZM257 36V35H256ZM125 39H126V37H124ZM124 38L123 37H121L120 39H117L116 38V40H115V42H118V41H122V40H124ZM179 40H181V38H178ZM177 39V40H178ZM39 40V41H38ZM50 40V39H49ZM118 40V41H117ZM182 40H184V41H187V40H185L184 38H182ZM243 40L245 41V42H243ZM125 41V40H124ZM18 42V41H17ZM21 42V41H20ZM24 42H25V44H24ZM120 42L115 46V48L113 47V49L111 50V51H115V52H117V53H115V55L116 56H118V54L120 53L119 51H123V52H125L126 51V49H127V47L125 48V49H123L124 47H123V45H121V47L119 46V44H120ZM161 42V40H155V41H153L152 43L153 44H156V43H160ZM169 42V43H170ZM203 42V41H202ZM19 43V42H18ZM93 43H95L94 44V46H93V48H96V46H97V44H96V42H93ZM142 43V42H141ZM174 43V42H173ZM180 43H183V42H180ZM7 44V45H8ZM29 46H28V45ZM124 44H125V42H124ZM241 44H243L246 48H244V46L243 45H241ZM19 45H20V43H19ZM35 45V46H34ZM143 45V44H142ZM175 45V44H174ZM240 45V46H239ZM248 45V46H247ZM237 46V47H236ZM117 47V48H116ZM135 47H137V48H135ZM221 47V48H220ZM231 47H232V49H231ZM43 48V49H42ZM173 48V47H172ZM241 48V49H240ZM37 49H39V50H37ZM41 49H42V51H41ZM45 49V50H44ZM116 49V50H115ZM143 49V50H142ZM237 49V50H236ZM238 49L240 50V51H238ZM28 50V49H27ZM35 50H37V52L35 51ZM49 50H47L48 52H49ZM133 51H135L133 54H132V52ZM141 51H143L142 53H141ZM235 51H237V52H235ZM244 51V52H243ZM247 51H250V53L252 54V56L251 57H249L248 58V56L246 55L247 54ZM47 52V53H48ZM102 52V51H101ZM130 52V53H129ZM145 52L147 53V54H145ZM154 54H153V53ZM231 52V53H230ZM235 52V53H234ZM28 53H30V52H28ZM243 53V54H242ZM102 55L104 54V53H101ZM131 54V55H130ZM140 55V54H142L143 55V57L141 56V58H139V56H137V57H135L134 55ZM148 54H150V55H148ZM233 54H235V55H233ZM239 54V55H238ZM257 54H258V56H257ZM6 55V56H5ZM120 55V54H119ZM149 57H148V56ZM151 55H153L152 57H151ZM158 57H157V56ZM165 55H167V56H165ZM224 57H222V56ZM253 55H255V57H259V59H261L260 61H259V59L258 58H255ZM2 56V57H1ZM5 56V57H4ZM115 56V57H116ZM136 58V60H135V58ZM146 56L148 57V59L146 58ZM169 56V57H168ZM175 56V57H174ZM218 56V57H217ZM154 57V58H153ZM172 57V58H171ZM180 57V58H179ZM227 57V58H226ZM253 57L255 58L254 60H253ZM105 58V55H103L102 56V58H101V60L102 59H104ZM134 58V60H132V59ZM176 58H178V59H176ZM234 58V59H233ZM18 60L20 59V57H18L17 58ZM45 59V58H44ZM139 59H141L140 61H142L141 62V64H143V62H145V64H143L142 66H141V64H140V61H139ZM142 59H144V60H142ZM145 59H147V60H145ZM165 59H167V60H172V61H170L169 62V64L168 65H171L170 67H172L173 69H170V70H166V72H171L170 73V75L169 74H167L166 73V75H164V73H162L163 72V69H164V65H165V63H164V61H165ZM224 59V60H223ZM248 59H249V61H248ZM258 59V60H257ZM1 60V61H2ZM85 60H87V55H86V57H84L83 58V61H85ZM134 62H132V61ZM154 60H157V61H154ZM175 60V61H174ZM205 60V61H204ZM237 60V61H236ZM139 61V62H138ZM146 61H148L149 62V64H146V63H148V62H146ZM151 61V62H150ZM219 61V62H218ZM225 61H227V62H225ZM262 61V62H261ZM93 63H97L96 62V60L94 59V61H92ZM102 62V61H101ZM137 64H136V63ZM161 62V63H160ZM225 62V63H224ZM39 63V64H38ZM90 63V62H89ZM225 64V65H224ZM34 65H38V66H41V67H43V68H45L46 70H47V72H49L50 70H51V68L49 67V66H47V64L46 63H44L43 65L42 64H40V62L38 61V62H34ZM90 65L92 66L93 64L92 63H90ZM98 65H100V64H98ZM103 65V63H101V66ZM137 65V66H136ZM151 65V66H150ZM152 65H155V66H152ZM229 67H228V66ZM135 66H136V68H135ZM138 66H140V67H138ZM146 66V67H145ZM148 66V67H147ZM179 66V67H178ZM210 66H212V65H210ZM226 66V67H225ZM232 66H233V69H232ZM234 66L236 67H238V69L237 68H234ZM1 67H5V69H7L8 68V70L7 71H9V67H8V64L7 63H2V66ZM146 68V69H143V68ZM149 67H152V69L150 68V69H148ZM160 70V71H157L156 69L157 68ZM88 68V67H87ZM155 68V69H154ZM231 68V69H230ZM4 69V70H5ZM62 69V70H61ZM65 67L64 66H62V68H60V69H58V73L60 72V74H62L61 72L63 71V72H65ZM91 69V68H90ZM136 69H138V70H136ZM243 69V70H242ZM248 69H250V70H248ZM134 70L132 71V72H134ZM149 70V71H148ZM231 70V72H229ZM237 70V71H236ZM248 70V71H247ZM6 71V70H5ZM174 71H176V72H174ZM242 72V73H240V72ZM251 71V72H250ZM103 72V73H102ZM148 72H149V76L147 75L148 74ZM152 72H153V74L155 75V76H153V74H152ZM165 72V71H164ZM179 72V73H178ZM239 72V73H238ZM100 73H101V75H100ZM143 73V74H142ZM144 73H147V74H144ZM174 73V74H173ZM177 73V74H176ZM218 73V74H217ZM250 73V74H249ZM103 74H105V72L103 71V69L101 68V71L99 72V74L97 73V77L94 79V80H101L103 83H102V85H103V91L105 90V88L106 87H104V85L106 86L107 84H106V82H107V79H109V78H106V75H103ZM141 74H142V76H141ZM152 74V75H151ZM157 74V75H156ZM176 74V75H175ZM244 74V75H243ZM262 74H264V73H262ZM54 78H51V80H49L50 78H48V77H45V78H41V79H36L35 81H36V84H34V86L33 87H30V88H33V89H31L30 90V88H28V90H26V91H28V92H26V91H24V94H25V97H27V98H30V97H28L30 94V96H32L31 98H33V96H34V101H32L33 103L35 102V99H37L38 97L40 98V100H41V102L40 103H37V101H36V103H37V105H38V108H37V105L34 103H32V102H29V99H27L28 100V102L31 104H28L27 105V107H30L31 109H29V110H31L30 112L32 113L31 114V116L32 117H35L36 115H34L36 112L38 113V112H43L44 110L45 111H47V112H45V117H44V112L43 113H40V115L42 116L43 115V117H42V119L41 118H39L40 119V122L41 123H45L46 121H47V119H53V117L56 119V121H57V116L58 117H61L62 118V115H64V116H67V117H65L66 119L68 118V116H69V118H68V120L70 121H68L67 123H66V125H62V124H60V127H58L59 126V124H57L58 126H55V128H57V129H59V128H61L62 126H67L66 128L67 129H64V127L62 128V129H64V131L65 130H67V131H65L67 134H65V132L62 130V132H64L63 134H65V138H67V139H65L64 138V142H62V140L60 141V139H63L60 135H58V134H60L61 133V131H60V129H59V132L57 131V129H56V132L57 133H55V130H54V132L53 131H51L52 129H55V128H53L52 127V129H47V128H45L44 127V125L42 124L41 126L39 125V124H37V123H34L33 122V124H31L30 126L29 125H26L25 124V122L24 123H20V122H17V124L19 125V126H22V127H27V131H28V134L26 133L25 135H22L23 137H29L30 136V134H31V137H32V135L34 134V133H36L38 136H39V139H38V136H37V140L35 139L36 138V136L35 135H33L34 137L33 138H31V140L32 139H34V140H32V142L34 141L37 145H39V148H40V150L38 151L39 153H38V155L39 156H43V153L45 154V152L43 151V148L44 147H42L41 148V146L42 145H40V144H44L46 141V144L45 145H43V146H46V145H48V144H50V146L52 147V149H53V154H57L58 153V151H59V155L62 153V155H63V153L66 151V152H68L67 154H70L69 156L66 154V152H65V154L67 155V157H66V155L64 156L63 155V157H59V155L57 154L56 155V157H59V158H61L59 161H60V165L62 166V167H59V164H56L55 165V163H54V165L53 166H55V167H52L53 169L52 170H54V171H59V170H61V169H66V170H68L67 171V173H68V176H66L65 178H62V179H58L57 181H55L54 182V184H53V186H52V191H51V198H52V202H53V207L55 206L56 207V212L60 215L59 217H60V219H57V221H59V222H55V226L57 227V228H59L60 227V223H64L65 224V229H66V227H67V230L65 231V230H63L62 231V233H60V236H61V238H63L64 236H65V234H66V238L64 237L63 239L66 241V239H69V240H67V242L69 243V244H71V247L72 248H74V249H77L76 251L74 250V249H72L71 247H69L70 245L69 244H67L66 245V247H62L61 248V250L58 248L56 251H55V249H54V244H53V241H51V240H45V239H43V240H41L39 243H37V246H39L40 248H41V250H40V252L42 253L43 252V254H38L39 256H36V264H38L39 262H40V258L42 257V255H45V257L46 258H50V257H58V255H60L61 253H63V256L64 257H66V258H68V255H69V257H70V259H71V262L69 263V264H71V263H80V264H136V263H134V258H135V255H134V253L133 252H131L130 250H127V249H125V248H123L122 247V245L121 244H123L124 243V241L126 242L127 240H129V238L131 237V238H134V237H136V235H134V237L132 236L133 235V230L135 229L134 228V226L133 225H135V224H133V222H131V221H134V220H132V211L134 210V211H136L138 208H144V207H148V209L149 210H151L152 209V206L151 205H153V206H155V204H156V202H154L155 200H157L156 198L159 196V197H161V198H159V202L160 203H163V201H166V204L163 206V209H166L169 205V202H168V199L170 200V202L172 203V205H171V207H173V209H174V206H175V208H179V203L178 202H175L174 201V198L175 197H179V195L180 196H189L190 195V190H187L186 188H185V186H184V184H183V182L182 181H180V179H179V169H175L174 168V162L175 161H173L172 163L170 162V164L168 163L169 161H170V159L167 157V156H165L163 159H162V162H161V160L159 159V157L157 156V158H155V156H151V155H148L149 153V149H147L144 145H142L140 142H138V143H134L133 144V146H131L130 147V151L132 152L133 150H134V152H141L144 156H145V162L144 161H142V163H144L145 164V166L147 167V169H146V167L144 166V164H143V166H142V168L143 169H145V171L142 169V170H140V168H138V167H136L133 163H132V161L131 160H129V162L128 163H126V161L124 160L123 162H125V164L126 165H120L121 163H119V166L117 165V167H115L114 165H113V163H106L104 160L102 161V164L104 165H102L101 163H99L98 161H95V160H93L92 158L90 159L88 156H85V155H83V156H79V155H77V153L75 152L77 149H73L71 146H72V144H73V146H74V148H77V146L79 145V143L80 142H82L83 140L85 141V142H87V144L85 143L84 144V142H82V144L80 143V149H78V150H82V147H85L86 145L87 146H90V145H93V144H95L96 142H94L95 140H98L99 141V143H104L103 142V140L101 141V139H104V141L106 142L105 144H108V145H110L111 144V147H112V151H109L107 154H109V153H112L111 154V156L112 157H118V156H120V159H123V157H125V155L123 154V152L125 153V151L124 150H122V149H116V148H118L120 145H119V143H118V141L120 142V141H122V139L120 140V137L121 136H119V135H121L122 134V129H126V128H129V127H132L131 129H133V132H135V133H137L138 131H143L145 134H147V135H149L147 132H145V130H143V129H141V127H140V125H142L145 129H147V127L149 126V124L146 122V123H143L142 121H140V120H138V122L136 121V119L139 117V116H136V117H132V119H129L128 117V119H126L123 123L121 122V120L119 121L118 119H116L115 121H112L111 122V120H109V119H104V118H99L98 119V124L100 123V121H101V123L99 124V125H96V126H98V129H96V132L97 133H95V135L97 134V136L95 137V135H94V137H95V140L93 139V140H90V144L88 143V141L89 140H86V139H84L82 136L80 137V134L78 133V136L77 135H73L72 133H74V130H76V129H73V131H72V129L71 128H73V125L74 124H76V122L78 121V120H81V119H83V118H85L88 114H87V112H88V109L90 110V108H88L86 105H85V107L84 106H82V105H80V106H78L76 103H74L75 105H73L72 104V106H75V108L73 107V109H75L72 113H71V109H72V106H69V105H67V106H59V105H57L56 103H55V97L57 96H59V98H60V100H61V97L63 96V94H65V93H68V91L70 90V88H71V85H70V87L68 88L67 87V89H66V87L64 88V87H62V88H64V90L66 89V90H68V91H64V93L62 94L61 93V91H63L62 90V88H60V90H55L56 91V93H55V91L54 90H52V89H50V88H52V86L51 85H53L54 83H51V82H53V79H55L56 81H57V83H60V80H59V76L57 75V74H55V72H54ZM98 75H99V79H97L98 78ZM102 75H103V77L105 76V78H103L102 77ZM219 75V76H218ZM231 75H232V77H231ZM124 76V75H123ZM152 76V77H151ZM243 76V77H242ZM247 76V77H246ZM149 77H151V78H149ZM63 78V77H62ZM101 78V79H100ZM103 78V79H102ZM144 78V79H143ZM147 78V79H146ZM152 78H153V81H152ZM163 78L165 79V81L163 80ZM220 78V79H219ZM243 78V79H242ZM58 79V80H57ZM143 79V80H142ZM168 79V80H167ZM182 79V80H181ZM184 79H185V81H184ZM54 80V81H55ZM111 80V79H110ZM109 80V81H110ZM146 80H150L151 81V83L155 86L154 88H150V85H148V83H150V82H148L147 83V81ZM51 81V82H50ZM105 81V82H104ZM169 81H171L170 83H171V85L169 84V87L168 86H166L168 83H166V82H169ZM182 81V82H181ZM187 81V82H186ZM142 82H146L147 84V86L143 83L142 84ZM181 82V83H180ZM194 82V83H193ZM249 82H250V84H249ZM56 82H55V84H57ZM108 83V82H107ZM116 83H118V81H116ZM183 83V84H182ZM113 84V85H112ZM112 84H108L107 85V88L106 89H113V88H117L116 87V84H115V82H112ZM238 84V85H237ZM57 85H59V84H57ZM57 85H55V87H54V89H56V86ZM141 85V86H140ZM143 85V86H142ZM181 85V86H180ZM251 87H250V86ZM68 86V85H67ZM77 85L75 84V85H72V89L70 90L71 92H72V90L74 89V87H76ZM108 86H109V88H108ZM138 86H139V88H138ZM145 86V87H144ZM48 87V88H47ZM50 87V88H49ZM81 86L79 85V87L78 88H80ZM180 87L182 88L181 90H183L182 92H184V93H181V90H180ZM214 87V88H213ZM215 87H217L216 89H215ZM241 87V88H240ZM243 87V88H242ZM77 88V87H76ZM144 88V89H143ZM145 88H147V89H145ZM156 88V89H155ZM202 88V89H201ZM210 88H211V90H210ZM256 89L257 91L256 92H253L252 91V89ZM118 89V88H117ZM124 89H125V87H124ZM123 88L120 90V93H118V91H117V93L119 94V97L117 98V94H115V96H116V99L114 100L113 98H114V95H111V94H109V95H107V94H102V98L104 99V101H103V103H102V107H103V105H104V107L106 108V109H104V107L102 108V109H104V110H107V108L109 109L110 108V110L111 111H113L114 113H116V111L118 110V108L119 109H121L120 108V106H124V108L126 107V104H129L125 99V97H127V95L128 94H130L131 92H133V91H126V90H124ZM139 89V90H138ZM150 89V90H149ZM153 89H155V91L153 90ZM171 89H173V90H171L172 91V93H174V94H172L171 95V91L170 90ZM179 89V90H178ZM206 89V90H205ZM212 89H215V90H212ZM80 90V89H79ZM123 90V91H122ZM180 93H178L177 91ZM248 90V91H247ZM29 91H31L30 93H29ZM47 91V92H46ZM50 91H52V92H50ZM76 91V89L75 90H73V92L72 93H74V94H76V95H79L81 92L80 91H82V89L79 91V92H75ZM91 92H93V93H97V91L96 90H90ZM90 91H88V92H90ZM151 91V92H150ZM153 91V92H152ZM187 91V92H186ZM236 91V92H235ZM240 91V92H239ZM242 91H244V92H242ZM58 92V93H57ZM71 92H69L68 94H70ZM186 92V93H185ZM235 92V93H234ZM258 92V93H257ZM27 93H28V95H27ZM54 93V94H53ZM59 93H61V94H59ZM110 93V92H109ZM176 93L178 94L177 96H176ZM209 93V94H208ZM245 93V94H244ZM253 93V94H252ZM57 94V95H56ZM87 94V95H86ZM154 94V95H153ZM183 94V95H182ZM84 95L85 96H88L89 94L88 93H84ZM104 95H105V97H104ZM149 97H148V96ZM168 95V96H167ZM172 97H171V96ZM211 95H212V97H211ZM257 95V96H256ZM107 96H109V98L110 97H113V98H110L109 100H107ZM165 96V97H164ZM164 97V98H163ZM167 97V98H166ZM1 98V97H0ZM39 98L37 99V100H39ZM77 98H78V96H77ZM123 98V99H122ZM125 98V99H124ZM154 98V99H155ZM212 98V99H211ZM231 98H233L232 100H231ZM3 99V98H2ZM118 99H120L119 101L121 102V104H119V103H117V102H119L118 101ZM165 99V100H164ZM53 100V101H52ZM78 100V99H77ZM105 100L106 101H108L109 103H110V105H111V101L113 100L114 102L113 103H115V104H113V105H111V106H113V108H114V110H113V108H111L110 107V105H109V103L108 104H106L105 105ZM111 100V101H110ZM146 100V99H145ZM207 100V101H206ZM215 100V101H214ZM217 100V101H216ZM234 100V101H233ZM43 101V102H42ZM45 101V102H44ZM177 101V100H176ZM254 101V102H253ZM27 102V103H28ZM105 102V103H104ZM171 102V101H170ZM204 102V103H203ZM235 102V103H234ZM42 103V106H44V104H45V106L44 107H42L41 105V107L39 106V104H41ZM206 103V104H205ZM259 104H260V106H259ZM30 105V106H29ZM34 106V108L36 107L37 109H35L34 110V112L35 113H33L32 112V110L34 109V108H32L33 106ZM108 105H109V107H108ZM118 105H119V107H118ZM139 105V104H138ZM175 105H177L178 107L176 108L177 110H178V113L179 112H181V109L183 108V106L182 105H180L179 103L178 104H175ZM174 105V106H175ZM140 106V105H139ZM199 106V105H198ZM205 106V107H204ZM213 106V107H212ZM217 106V107H216ZM242 109H244V110H241V108ZM257 106V107H256ZM48 107V108H47ZM116 107H117V109H116ZM259 107H261V110H260V114H256L255 112L256 111H258V108ZM76 108H78V109H76ZM80 108V109H79ZM88 108V109H87ZM173 108V107H172ZM210 110H209V109ZM231 110H230V109ZM1 109V108H0ZM63 109V110H62ZM72 109V110H73ZM87 110V112L85 111V112H82L83 110ZM101 109V110H102ZM157 108L155 109V110H158ZM169 109H171V108H169ZM168 109V110H169ZM174 109V112H175V114H178V113H176V109L175 108H173ZM213 109V110H212ZM219 110L218 112H220V114L222 115L221 117H220V114L219 113H216L217 111L216 110ZM80 110H81V113H80ZM104 110H102L101 112L103 113V111ZM162 110V111H163ZM216 112H215V111ZM223 110V111H222ZM240 112H239V111ZM248 110V111H247ZM64 113H63V112ZM124 111H125V113L126 114H128L127 112H126V109H123V107H122V109L121 110H118L117 112H119V113H124ZM202 111V112H201ZM209 111H211V112H209ZM233 111V112H232ZM254 111V112H253ZM62 112V113H61ZM66 112V113H65ZM70 112V113H69ZM101 112H99V113H101ZM105 112V111H104ZM194 112H195V114H194ZM208 112V113H207ZM216 114H215V113ZM243 114H242V113ZM48 113L49 114H54V115H51V117L50 118H48L50 115H48ZM84 113V114H83ZM85 113H86V116H85ZM162 112H160V114H161ZM207 113V114H206ZM226 113V115H223V114H225ZM251 113V114H250ZM39 114V113H38ZM58 114V115H57ZM66 114V115H65ZM71 116H70V115ZM72 114H73V116H72ZM219 114V115H218ZM228 114V115H227ZM232 114V115H231ZM235 114V115H234ZM238 114V115H237ZM239 114H241V115H239ZM48 117H47V116ZM56 115V116H55ZM60 115V116H59ZM83 115V116H82ZM174 115V114H173ZM244 117H243V116ZM39 116V115H38ZM37 116V117H38ZM41 116H39V117H41ZM63 116V117H64ZM85 116V117H84ZM206 116V117H207ZM243 118H242V117ZM260 116V117H259ZM47 117V118H46ZM129 117H130V115H129ZM203 117H204V119H203ZM207 117V118H208ZM218 117H220V118H222V119H219ZM225 117V118H224ZM238 117V118H237ZM251 117H252V119H251ZM60 118V119H61ZM73 118V119H72ZM210 118H212V119H210ZM228 118V119H227ZM230 118V119H229ZM55 119H54V121H55ZM103 121H102V120ZM224 119V120H223ZM236 119V120H235ZM242 119V120H241ZM246 119V120H245ZM248 119V120H247ZM259 119V120H258ZM31 120H33V118L31 119ZM63 120V119H62ZM107 120V121H106ZM109 120V121H108ZM198 120V121H197ZM207 120V119H206ZM226 120V121H225ZM34 121V120H33ZM53 121V120H52ZM51 121V122H52ZM64 121V120H63ZM76 121V122H75ZM97 121V120H96ZM223 123H222V122ZM228 121V122H227ZM238 121V122H237ZM243 121V122H242ZM31 122V121H30ZM72 122V123H71ZM170 122H173V120H172V118L170 117ZM233 124H232V123ZM241 122V123H240ZM249 123V125H248V123ZM47 124H49L48 122H46ZM104 123V124H103ZM109 123V124H108ZM110 123H115L114 125H112V126H109V125H111ZM131 123V124H130ZM143 123V124H142ZM159 122H157L156 123V125L158 124ZM222 123V124H221ZM251 123V124H250ZM256 123V124H255ZM24 124V125H23ZM70 124H71V126L72 127H69L70 126ZM105 124H106V126H105ZM108 124V125H107ZM225 124V125H224ZM254 124V125H253ZM26 125V126H25ZM101 125V126H100ZM102 125H104L105 127H106V129H105V127L104 126H102ZM121 125H123L122 127L123 128H121L120 126ZM131 125V126H130ZM250 125H252L253 127L252 128H254V132L256 133L257 131V133L255 134L252 130H251V126ZM34 126V127H33ZM222 126V127H221ZM240 126H242V127H240ZM38 127V128H37ZM43 129H42V128ZM68 127H69V129H68ZM104 127V128H103ZM108 127V128H107ZM28 128L29 129H31V130H28ZM45 128V129H44ZM102 128V129H101ZM110 128V129H109ZM116 128V129H115ZM119 128V129H118ZM240 128H241V130H240ZM246 128V129H245ZM259 128H260V133H261V135L262 136H264V127H260L259 126ZM38 129H40V130H38ZM70 129H71V131H70ZM112 129H114L115 131H113ZM220 129V130H219ZM249 129V130H248ZM42 130H44V131H42ZM103 130H107L106 132H108V130H110L109 131V135H108V133H107V136H106V132L104 131V133H103ZM229 130V131H228ZM231 130V131H230ZM42 131V132H41ZM52 133H51V132ZM102 131V132H101ZM111 131H113L115 134H113V135H111L110 136V134H111ZM149 131V130H148ZM250 131H252V132H250ZM69 132V133H68ZM83 133H85V131L83 130L82 131ZM121 132V133H120ZM150 132H153V131H151L150 130ZM234 132V133H233ZM246 132H247V134H246ZM46 133V134H45ZM54 135V137H55V135L57 136V140H55V139H53L54 137L51 135ZM54 133V134H53ZM102 133V134H101ZM143 133V134H144ZM154 133V132H153ZM235 133H237L236 135H235ZM250 133V134H249ZM63 134H61V135H63ZM100 134V135H99ZM104 134V135H103ZM181 134V135H180ZM235 136H234V135ZM245 134V135H244ZM255 134V135H254ZM47 135V136H46ZM49 135H51V136H49ZM88 135H90V134H88ZM102 135V136H101ZM137 135H138V133H137ZM250 135V136H249ZM252 135V136H251ZM257 135V136H256ZM40 136H42V138H43V136H44V138L43 139H45L46 137H47V139L48 140H44L43 141V139H41L40 140ZM60 136V138L58 139V137ZM70 136H77V140L78 141H75V142H77L76 144H75V142H74V140L75 139H73V137L72 138H70ZM93 135H91V136H89L90 138L92 137ZM98 136H100V137H98ZM111 138H110V137ZM160 136V137H159ZM161 136H163L162 138H161ZM166 137H167V135H165ZM164 136V133H163V131H158L157 132V136L156 137H153V138H151L150 137V139H154V140H152L153 142H156L157 144H159L160 145V143L162 142V140H164L166 137ZM242 138H241V137ZM246 136H247V138H246ZM253 136H255V137H253ZM26 137V138H27ZM63 137H64V135H63ZM80 137V138H79ZM157 137L159 138V139H157ZM181 137V138H180ZM234 137H236V138H234ZM70 138V139H69ZM83 138V139H82ZM93 138V137H92ZM96 138H98V139H96ZM113 138V139H112ZM115 138H116V141H115ZM164 138V139H163ZM196 138V140L198 141V139ZM232 138H233V140H232ZM29 140L28 141H30L31 142V140H30V137L28 138ZM73 139V140H72ZM105 139H107V140H105ZM238 142V141H240V142H234V143H232V144H234V145H236L235 146V148H234V145H232V144H230V146L228 145V143H229V141H235V140ZM238 139H240V140H238ZM8 140H10V139H8ZM7 140V141H8ZM41 141V143H40V141ZM73 141L74 143H71L70 141ZM80 140V141H79ZM111 140H113V141H115L116 142V144H115V142H113V141H111ZM159 140V141H158ZM161 140V141H160ZM225 140V141H224ZM2 141H5V143H7L6 142V139L3 137H0V143L2 142ZM27 140H23V141H21V143L23 142H26ZM43 141V142H42ZM57 141H60V142H57ZM65 141L67 142L68 141V144H65ZM92 141H93V143H92ZM224 141V142H223ZM33 142V144H35ZM39 144H38V143ZM225 142H227L226 144L228 145V146H225V148L227 147V149H225V148H223L224 147V145H226L225 144ZM242 142H244V143H242ZM4 142H2L1 143V147H2V144H3ZM55 143V144H54ZM58 143H60L59 145H58ZM236 143V144H235ZM240 143H242V144H240ZM89 144V145H88ZM201 144H204V146L206 145V146H208V144L206 143V141L204 142V143H201ZM224 144V145H223ZM247 144V145H246ZM12 145V144H11ZM36 145V146H37ZM61 145H62V148H61ZM69 147H68V146ZM82 145V146H81ZM239 145H240V149H239ZM244 145V146H243ZM232 146H233V148H232ZM38 147V146H37ZM50 147V148H51ZM56 147V148H55ZM58 147V148H57ZM145 147V148H144ZM253 149H252V148ZM72 148V149H71ZM141 148V149H140ZM255 148H256V150H255ZM259 148V149H258ZM261 148V149H260ZM58 150V151H55V150ZM63 149H64V151H63ZM136 149H137V151H136ZM140 149V150H139ZM146 149H147V152H146ZM225 149V150H224ZM228 149H231L230 151L228 150ZM116 150V151H115ZM40 151H42V152H40ZM245 151V152H244ZM250 151V152H249ZM61 152V153H60ZM73 154H72V153ZM117 152V153H116ZM121 152H122V155H121ZM254 154H253V153ZM41 153V154H40ZM118 153H120V155L118 154ZM187 153V152H186ZM252 153V154H251ZM3 154H4V152H3ZM53 154H51V155H53ZM118 154V155H117ZM178 154V153H177ZM176 154V155H177ZM180 154V153H179ZM249 154H251V155H249ZM51 155H46V156H43V157H46V159L48 158V156L50 157ZM54 155V156H55ZM72 155H75V158L73 159V157L74 156H72ZM235 155V156H234ZM42 156H41V159H42ZM54 156H51V158H53V159H56V157L54 158ZM61 156V155H60ZM78 156V157H77ZM111 156L109 157V158H111ZM255 156V157H254ZM81 157V158H80ZM83 157V158H82ZM208 157H210V154H208ZM263 157V158H262ZM58 158V159H59ZM80 158V159H79ZM109 158H107V160H109ZM175 158V157H174ZM73 159V160H72ZM78 159L79 160H81V162H80V164L79 163H77L78 162ZM112 159V158H111ZM118 159H119V157H118ZM153 159H155V160H153ZM167 159V161H165ZM8 160H11V159H8ZM7 160V162L6 163H9V164H6L5 163V161H6V159L5 160H3L2 162H1V164L4 162L6 165H10L11 164V166L13 165V163H14V160L13 161H8ZM42 160H44V159H42ZM49 161H51L50 159H48ZM61 160H63V162L61 161ZM76 160H77V162H76ZM85 160L89 163H87V162H85ZM158 162H161V163H163L162 165H158L157 163V161ZM44 161H47V160H44ZM48 161V162H49ZM55 160H53V162H54ZM58 161V160H57ZM66 161V162H65ZM67 161H68V164L69 165H67ZM82 161H84V162H82ZM154 161V162H153ZM13 162V163H12ZM52 162V161H51ZM50 162V163H51ZM56 162V161H55ZM61 162H62V164H64V165H62L61 164ZM150 162V163H149ZM164 162H165V166H164ZM49 163V164H50ZM58 163V162H57ZM84 163V164H83ZM92 165H91V164ZM131 163H132V165H131ZM53 163H51V165H52ZM78 164H79V168H78ZM86 164H88V165H86ZM100 164H101V166H100ZM151 164V165H150ZM154 164H157L159 167H162V169L161 168H159V169H161V171L159 172V171H157V169H155V165ZM160 164V163H159ZM90 165H91V167H90ZM96 165V166H95ZM110 165V166H109ZM170 165V166H169ZM171 165H172V169H171ZM228 164H225V168H224V170H223V172H226V171H230V169H232L231 167H229V166H227ZM75 166H77V168L75 167ZM103 166V167H102ZM107 166V167H106ZM109 166V167H108ZM152 166L154 167V174H152V175H150L151 173H152ZM166 166L168 167L169 166V170L167 171V169L168 168H166ZM58 167H59V169H58ZM69 167V168H68ZM236 167V166H235ZM235 167L233 166V169L232 170H234L235 169ZM83 169V171H81L82 169ZM87 168V169H86ZM88 168H91V169H89L88 170ZM164 168V169H163ZM173 168H174V170H173ZM72 169H73V172H76L75 170L77 169V172H79V175H78V173L76 174V173H73L72 172ZM79 169V170H78ZM100 169V170H99ZM108 169V170H107ZM111 169V170H110ZM102 170V171H101ZM110 170V171H109ZM156 170V171H155ZM165 170V172H163ZM71 171V172H70ZM88 171V172H87ZM113 171H115L116 173H117V175H116V173L115 174H113L114 172ZM132 171V174L131 175H134V177H131V175H130V180L128 179L127 181L125 180V177L130 173ZM147 171V172H146ZM148 171L150 172V173H148ZM178 171V172H177ZM70 172V173H69ZM102 172H103V174H102ZM105 172H110V175L111 176H109V173L107 174V173H105ZM136 172V173H135ZM138 172H142L143 173V175H144V173H145V178L144 179H142V181H140V182H142V183H144L145 185H146V187L147 186H149V187H151V188H156L158 191V195L156 196V198L155 197H153V196H148L147 194H142V192H141V188H139L140 186L139 185H137V183H135L136 182V180H137V173ZM81 173H83V174H81ZM168 173V174H167ZM39 174H41V173H39ZM69 174H70V176H69ZM100 174V175H99ZM119 174V175H118ZM120 174L122 175V176H124V177H122V176H120ZM149 174V175H148ZM160 174H161V176H160ZM162 174H164V176H162ZM72 175V176H71ZM105 175V176H104ZM113 175H115L114 177H113ZM148 177H147V176ZM166 175H170L171 177H172V179H173V182L171 183V185H174V186H171L170 185V183L168 182V183H163V180L165 179V177H166ZM173 175H175L176 177H174ZM229 175H231V174H229ZM99 176V177H98ZM109 176V177H108ZM118 176H119V180H118ZM150 176V177H149ZM178 176V177H177ZM232 176V175H231ZM71 177H74V178H71ZM79 179H81V180H78V178ZM115 177H117V178H115ZM120 177L121 178H123V179H120ZM152 177V178H151ZM103 178V179H102ZM131 178H133V180L131 179ZM241 178V179H240ZM256 178V177H255ZM69 179V180H68ZM89 179H91V180H89ZM101 179V180H100ZM110 179V180H109ZM177 179H178V182H177ZM89 180V181H88ZM111 181L112 182V185L113 186H105V187H102V185L104 184L103 182L104 181ZM125 180V181H124ZM146 180V181H145ZM63 181V182H62ZM64 181H65V184H64ZM70 181V182H69ZM83 181H84V183L86 184V186H87V188H90L91 190H90V192H89V194H90V196H94L95 197V194L94 193H99V196L94 200L95 202V204H97L98 206H96V205H94V204H90L89 203V205H91V208H88V209H90V210H83V208H79V206H81L82 205V200H86V198L82 195V194H80V192H78V190H77V186H79V185H82L83 186ZM90 181H92V182H90ZM129 181V182H128ZM137 181H139V180H137ZM144 181V182H143ZM180 181V182H179ZM62 182V183H61ZM71 182H73V184L71 183ZM95 182V183H94ZM174 182H176V183H174ZM68 185H67V184ZM77 183H79V184H77ZM80 183H82V184H80ZM89 183H90V185H89ZM94 183V184H93ZM116 183V184H115ZM118 183V184H117ZM60 184V185H59ZM122 184V185H121ZM66 185H67V187H66ZM61 186V187H60ZM64 186V188L62 189V187ZM75 186V187H74ZM131 186H132V188H131ZM134 186V187H133ZM136 186V187H135ZM139 186V187H138ZM92 187V188H91ZM107 187V188H106ZM128 189H130V190H128ZM175 187V188H174ZM176 187H177V190H176ZM54 188V189H53ZM57 188V189H56ZM84 188V187H83ZM97 188V189H96ZM106 188V189H105ZM185 188V189H184ZM198 188V187H197ZM30 189H33V191H31V192H33L34 193V195H36V196H38V197H42L43 196V191L41 190H39L37 187H30ZM59 189V190H58ZM99 189H101V190H99ZM104 189H105V191H104ZM109 189V190H108ZM155 189V190H156ZM162 189V193H161V190ZM61 190V191H60ZM63 190V191H62ZM64 190H66L65 191V193L66 194H64L63 195V193H64ZM106 190H107V192H106ZM133 192H132V191ZM165 190H166V193H165ZM170 192V191H172V193H174L173 195H172V193H169L168 191ZM183 190H186V193L183 191ZM77 191V192H76ZM98 191H100V192H98ZM177 191V192H176ZM93 192V193H92ZM161 193V194H160ZM93 194V195H92ZM130 194V195H129ZM169 194L171 195V197L169 196ZM186 194H189V195H186ZM107 195V196H106ZM128 195V196H127ZM176 195V196H175ZM57 196V197H56ZM58 196H60L59 198H58ZM61 196H64V197H61ZM97 196V195H96ZM106 196V197H105ZM110 196V197H109ZM67 197V198H66ZM132 197V198H131ZM133 197H135L134 199H133ZM62 198V199H61ZM66 198V200H64V199ZM163 198V199H162ZM108 199V200H107ZM130 199L132 200L131 202L132 203H129L130 202ZM154 199V200H153ZM161 199V200H160ZM15 200V199H14ZM13 200V201H14ZM60 200H61V202H60ZM62 200L64 201L63 203H62ZM106 200V202H110V203H108V204H106V202H104ZM110 200V201H109ZM135 202H134V201ZM163 200V201H162ZM186 200H187V198H186ZM185 200V201H186ZM192 201V199H188L187 201H186V205H187V203L188 202H190V201ZM199 202H201V200H202V198L201 199H197ZM55 201H57V202H55ZM128 201V202H127ZM150 201V202H149ZM162 201V202H161ZM175 202L176 204H178V206L176 207V204L175 203H173V202ZM100 202H104L103 204H102V209H101V207H99V204L98 203H100ZM120 202H121V204H120ZM126 202V203H125ZM10 203H12V201H10ZM57 203V204H56ZM59 203V204H58ZM61 203V204H60ZM127 203H129V205H127ZM196 203V200L194 201V203L193 204H195ZM62 204H64V207L63 206H61ZM106 204V205H105ZM105 205V206H104ZM119 205H123V206H121L120 207V210L121 211H119ZM132 205V206H131ZM135 205V206H134ZM61 206V207H60ZM113 206L115 207V208H113ZM57 207H58V209H57ZM107 207V208H106ZM113 208V209H111V208ZM124 208L125 210H127V212L125 213V210L123 209H121V208ZM133 207H134V209H133ZM99 208V209H98ZM116 208H117V210H116ZM62 209H64L66 212H67V215H66V218H65V215H64V210H62ZM104 209V210H103ZM100 210H101V213H102V211H104L103 212V214H105V215H103V214H101L100 213ZM107 210V211H106ZM131 211V212H129V211ZM175 210V209H174ZM181 210H184V208H182ZM195 210H197L198 212H197V214H195ZM211 210L214 212V215L213 216H211ZM10 211H12L11 210V208H10ZM9 210H8V213H11ZM93 211V212H92ZM97 211V212H96ZM124 211V212H123ZM219 211H222L223 213H219ZM87 212H89L88 213V216H87ZM95 212V213H94ZM107 212V213H106ZM113 212V213H112ZM92 213V214H91ZM97 213V214H96ZM128 213H131L130 215L128 214ZM94 214V215H93ZM101 216H100V215ZM109 214V215H108ZM112 214V215H111ZM116 214V215H115ZM121 214V215H120ZM167 214L169 215V216H167ZM178 214V215H177ZM11 215V214H10ZM9 215V216H10ZM78 215H83L82 217H83V219H88V217H89V220L94 224V223H96L98 226H97V229H98V231L97 232H92V231H90L88 228H82V227H80V226H78V225H75V219H76V217L78 216ZM92 215V216H91ZM103 215V216H102ZM107 215V216H106ZM118 215H120V216H122L123 215V219L122 220H124V221H126V226H125V222L124 221H121V219H119L118 218ZM126 215V216H125ZM127 215L129 216V217H127ZM93 216H95V218H96V216H98L96 219L95 218H93ZM164 216V217H163ZM194 218H193V217ZM87 217V218H86ZM99 217H100V219H99ZM127 217V218H126ZM185 219V221H184V219ZM192 217V218H191ZM91 218H93V219H91ZM107 218V219H106ZM178 218V219H177ZM19 219V220H18ZM17 219V216H14L13 217V223L11 224V225H9L11 228L12 227H14L13 229H14V231L16 230H18V226L20 225V222H21V225L23 224V223H25V225L27 224L31 229H39V230H42V231H44V225H45V223H43L42 222V220H39V221H36L35 222V220L33 221H29L28 223L25 221V220H20V218H18ZM126 219H128V220H126ZM131 219V220H130ZM182 219V220H181ZM201 219H202V221H201ZM17 220V221H16ZM53 220H55V218L53 219ZM100 221L101 220V222H110V223H107V224H109V226L110 227H108V225L106 224L104 227H101L100 226V223L101 222H96V221ZM119 220V221H118ZM130 220V221H129ZM93 221H95V222H93ZM117 221V222H116ZM184 221V222H183ZM201 221V222H200ZM227 221V223H228V226H226L225 225V222ZM114 224V223H116V225L114 224V225H112V223ZM121 223V225L120 224H118V223ZM131 224H130V223ZM183 222V223H182ZM153 224V225H157V224ZM95 224V225H96ZM24 225V226H25ZM23 226V225H22ZM21 226V227H22ZM115 226H117V227H115ZM118 226H120L121 228H119ZM107 229H106V228ZM112 227V228H111ZM0 228H2V226L0 225ZM113 228H115V229H113ZM109 229V230H108ZM113 229V230H112ZM117 229V230H116ZM121 229V230H120ZM115 230V231H114ZM152 230H153V232H154V234L156 233V231L153 229V227H152ZM68 231V232H67ZM77 231H79L80 232V234H78V232ZM88 231L90 232V234H88ZM76 232H77V234H76ZM132 233V234H131ZM63 234H64V236H63ZM67 234H69V235H67ZM75 234V235H74ZM131 234V235H130ZM197 234H198V236L199 237H204V239L205 240H207V237H206V235H207V233L205 232V231H202V233H200V232H197ZM78 235V236H77ZM101 235H103V236H101ZM83 236V237H82ZM150 237H152V235H149ZM160 236H161V234H160ZM76 237V238H75ZM78 237V238H77ZM82 237V238H81ZM102 237V238H101ZM105 238V239H104ZM178 238H180V239H182V240H184L183 239V236L182 235H180V234H178ZM77 239V240H76ZM137 239V238H136ZM161 239V238H160ZM10 240H11V238H10ZM112 242V245L113 246H111L110 247V244L109 243H111ZM151 241H152V243H153V240H152V238H151ZM22 242V243H21ZM77 242V243H76ZM0 243L2 244L3 243V237L2 236H0ZM15 244H17V246L20 244V247L21 246H23L24 248H22V249H24L26 252L28 251V250H31V247H32V243L31 242H29V241H25V239H23V238H21L20 240H15V242L14 241H12V243H11V245H13L14 246V248H15ZM109 244V245H108ZM160 244H163L162 243V241H161V243H159V245ZM69 245V246H68ZM75 245V246H74ZM74 246V247H73ZM114 246H116V247H118L119 249H115V247ZM123 248V249H122ZM79 249V250H78ZM111 249V250H110ZM42 250H44V251H42ZM58 251V252H57ZM66 251H68L67 252V254L65 253ZM75 251V254H76V257H72V255H71V252H74ZM80 251V252H79ZM14 253V251H12V254ZM30 254V253H29ZM27 257H29V256H24V258L26 259ZM144 259V261L145 262H147L148 261V259H149V256H146L145 255V257L143 258ZM194 264H197V260L194 258ZM80 261H82V262H80ZM157 261H158V259H157ZM24 264H27L26 263V260H24ZM143 264V263H142Z\"/></svg>",
  "mask_w": 264,
  "mask_h": 264
}]
</instances>
